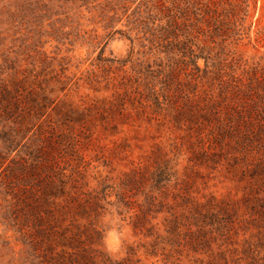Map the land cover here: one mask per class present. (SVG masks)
<instances>
[{
  "label": "rangeland",
  "instance_id": "rangeland-1",
  "mask_svg": "<svg viewBox=\"0 0 264 264\" xmlns=\"http://www.w3.org/2000/svg\"><path fill=\"white\" fill-rule=\"evenodd\" d=\"M197 54L253 83L250 99L240 95L251 113L264 96V0H0V264L61 261L59 236L49 248L36 232V216L52 221L33 195L42 191L64 207L57 226L79 235L66 246L74 264H223L218 247L228 264H264V215L252 210L260 187L231 159L233 142L208 147L214 122L195 110L198 96L220 101L231 79L204 78ZM42 94L56 99L46 109L54 131L22 129L6 157L17 126L1 106L32 116ZM40 141L51 189L22 167ZM195 203L204 214L225 204L219 235L198 232Z\"/></svg>",
  "mask_w": 264,
  "mask_h": 264
},
{
  "label": "trees",
  "instance_id": "trees-1",
  "mask_svg": "<svg viewBox=\"0 0 264 264\" xmlns=\"http://www.w3.org/2000/svg\"><path fill=\"white\" fill-rule=\"evenodd\" d=\"M202 59L204 61V67L200 68L197 65V61ZM210 60L209 56H202L201 54L193 55L191 58V64L194 66V69L196 72L203 73V77H209L212 75L211 79H223V69L221 68L222 65L217 63L215 65V62H212L211 67L215 70H210L208 67V62ZM229 76L228 79L230 80V83L224 87L223 83L220 85V95L219 98L220 101L215 99L212 95L205 94L203 97L198 96L195 100V102H198V104L195 106V110L197 113H199V116L204 118L206 121L212 119L214 122L213 129L209 131V134H207V141L209 142L208 147H211L212 144H215L219 146L220 150H223L225 146H229L227 142H233L231 144V159L233 161L240 160V164L245 167V170L249 172L251 178L253 179L255 185L259 188V193L262 194L263 198L261 199V205L259 207H254L253 214H256L261 217V215H264V146L261 145V142L259 139H264V96L261 97L259 101L252 100L253 108L251 107V113L250 110L247 109L245 106L246 102L244 101L243 97L249 96V99L254 94L253 92V83L248 82L243 83L240 80L238 81V77H234L231 73L225 74ZM224 75V76H225ZM247 79H257L256 77H250ZM231 88V89H229ZM229 89V90H228ZM5 91V90H4ZM43 95V94H42ZM41 95V96H42ZM242 95V96H240ZM258 96V95H257ZM256 96V97H257ZM56 100V99H55ZM54 99H48L46 96L41 97V101L36 105V108H41L36 110V112L31 116V112L33 109H29V107L26 109L28 111H25V107L21 104H15V109H17L18 115H12L10 112V107L8 105L1 106L2 112L8 119L13 118L16 119V121H12L13 124H15L17 127L12 129L13 135H9V138L5 139L4 142H8L7 145H4V150L6 151L5 154H7L6 157H9V153L12 152L19 144H16V139L19 138L24 140V136L20 138V132L22 129H28V132L30 131V126H37V131L39 132H49L54 131L53 125L48 124L49 123V114H47L46 109L51 107L52 104L55 102ZM233 100V103L230 101ZM21 103V102H20ZM34 106H32L33 108ZM68 116V118H72L73 116L77 115V113L69 109L66 111L64 116ZM63 116V115H62ZM18 119V120H17ZM48 119V120H47ZM33 120V122H32ZM48 122V123H47ZM210 122V121H209ZM32 128V127H31ZM42 134V133H41ZM210 137V138H209ZM40 139H38L39 141ZM226 140H228L226 142ZM43 141H40V144L35 145L34 149L27 153V156L31 158V162H28V166H22L24 169H28L33 173V175L36 177V179L40 182L45 181V187L47 189L53 188V181L51 177L42 175V169L41 168V156L40 151L43 149ZM20 143V141L18 142ZM260 144V145H258ZM15 145V146H14ZM210 150V148H208ZM203 155L207 154H213L211 152H207V150H204L202 152ZM229 154V153H228ZM0 158L5 159V157H2L0 153ZM12 161V159H11ZM238 164V163H234ZM156 178V177H155ZM158 179H154L155 184L153 185L154 190H160L163 188L161 186V183L164 182L161 179V175H158ZM37 186V185H36ZM36 186L33 184L31 186V191L39 192L38 189H36ZM41 194L36 196L34 193L33 195L36 197V200H41L46 205H51L52 210L48 209L47 213L52 218L51 222L45 221L46 219L41 216L40 214L36 216V219L39 220V222L43 225L37 226V233L42 234V236L47 237V241L49 243V248L51 247L52 243H56L57 235L59 236L60 240V247L62 248L60 253H57V257L61 258V261L57 259L58 264H74L75 257H71V254L66 251L67 244L76 241L78 239L79 235L75 234L68 228H59L57 225L59 222H62L64 220V216L66 215V212L64 210V207L62 204L57 203L55 200H57L56 195H51V197H48L47 194H45L43 191L40 192ZM53 198L52 201H50ZM257 198V197H255ZM258 199V198H257ZM74 200V198H73ZM156 201V197L153 195H150L148 197L147 201V207L146 211H149L150 206L154 205ZM221 205H225L221 203L219 206L216 205V203H212L211 206V212L209 213V210L204 213L201 212V207L198 204L195 203L194 205V212L198 216H192V220L195 223V225L198 227V232L203 233L206 230V227H214L212 231H210L211 234L219 235L220 232H222V229L225 227L223 224V219L219 217L220 211H223L224 209L221 208ZM55 207V208H54ZM217 207V208H216ZM225 207V206H222ZM216 208V209H215ZM252 208V207H251ZM214 211V212H213ZM55 212H60V215H55ZM143 212V213H145ZM54 213V214H53ZM209 217H206L208 216ZM137 219H140L141 222L144 219V217H136ZM207 219V221H206ZM45 222V223H44ZM178 225V222L173 221ZM199 223V225H197ZM56 225V226H55ZM43 226V228H42ZM140 225L134 224V229L140 228ZM223 226V227H222ZM178 227V226H177ZM56 228V229H55ZM85 252V251H84ZM61 256V257H60ZM217 256L220 258V260L223 261V264H228V261L225 257V253L221 251L218 247L217 249ZM92 257V256H91ZM95 258V257H94ZM95 262V261H94Z\"/></svg>",
  "mask_w": 264,
  "mask_h": 264
},
{
  "label": "clouds",
  "instance_id": "clouds-1",
  "mask_svg": "<svg viewBox=\"0 0 264 264\" xmlns=\"http://www.w3.org/2000/svg\"><path fill=\"white\" fill-rule=\"evenodd\" d=\"M106 244L109 247V249H115V247L118 245V238L114 233L108 234L106 238Z\"/></svg>",
  "mask_w": 264,
  "mask_h": 264
}]
</instances>
